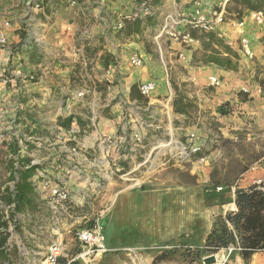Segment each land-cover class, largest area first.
I'll return each mask as SVG.
<instances>
[{
	"label": "built area",
	"instance_id": "obj_1",
	"mask_svg": "<svg viewBox=\"0 0 264 264\" xmlns=\"http://www.w3.org/2000/svg\"><path fill=\"white\" fill-rule=\"evenodd\" d=\"M60 2L67 3L62 10L55 9V0H24V7L19 12L20 17L15 20L11 16L4 18L0 27V49L7 55L0 61V165L3 170L1 173L4 174L0 176V180L3 179L0 191L3 192L6 187L15 189L16 180L12 177L14 168H6L10 161L17 168L22 166V159L30 160L25 168L39 166L32 182L41 210L35 213L30 210L16 213L15 203L4 205L0 200L3 220L7 222V228H0V234L7 236L6 243L0 250L5 246H15V264H90L98 255L102 256L111 251L106 244L104 226L100 224V218L107 210L103 208L98 211L96 208V201L100 199L101 202L104 197L106 187L103 184L134 179L131 177L147 163L150 162V168L154 165L158 154L152 160L155 151L165 150L164 154L169 155L171 159L184 162L189 161L191 156L200 152L206 144V139L200 138L196 130L187 134L185 141L174 135L180 144L178 148H175L173 143L161 147L162 144L171 142L172 135L168 130L166 135L169 139L157 138L158 130L155 129L161 126L154 123L160 121L154 119L157 118L155 110L161 107L158 110L164 113L171 127L175 112L171 89L167 90L165 98L153 99V94L158 89L156 78H140L137 85L143 99L132 100L131 107L124 109L123 105L127 102L122 96H118L120 92L115 90V83L124 80L122 71L126 68L141 70L146 65L144 53L131 51L126 55L114 53L113 63L107 68L102 63L104 75H95L90 84H83L81 88L62 89L56 97L55 101L59 103L60 109L57 115L67 117L71 114H81L72 111L77 104H81L88 109V118L91 120L88 127H93L94 130L87 135L88 130H77L79 126L76 121L70 130L62 127L61 130H48L53 136L52 139L39 144L38 155L32 152L28 140L22 138L16 130V122L21 118L20 95L29 85L47 78L57 64L55 60L61 61L60 50L52 46L48 48L47 36L50 30L55 28L62 14L76 8L80 0ZM227 2L228 0H220L217 9L207 11L204 0H192L189 4L175 8L173 13L164 15L163 21L155 29L154 44L166 68L169 63L166 61L168 51L164 43L170 40L180 45L194 46L200 40L191 36L192 29L217 32L226 44L239 49L246 58H255L251 40L246 34V19L242 16L225 20ZM47 8H51L50 13ZM157 11L152 0H137L130 9L126 7L118 12L115 19L108 22L102 18V38L105 39V45L89 61H100L105 51L111 52V48L119 43L118 34L128 22L146 20L156 15ZM250 18L256 24L263 25L264 9L251 11ZM31 20L37 24L33 26ZM16 25V30L23 31L24 36L20 46H12L9 39V33ZM223 25L229 26L232 35L221 30ZM66 29L70 31L71 25L66 26ZM90 41L94 45L98 44V40ZM78 50L85 54L84 42ZM73 52L75 53V50ZM31 55L42 62L33 70L29 68ZM179 57L182 61L186 59L183 52H180ZM52 58L54 62H50ZM94 69L96 68H92L93 72ZM115 72L119 74L114 76ZM86 74L91 78L89 73ZM193 83L196 85V80ZM208 85L220 88L228 86V83L225 78L214 73L208 77ZM98 86H102L103 90H99ZM253 87L251 83L244 84L240 87V92L247 94L251 99L254 93L262 92L260 86L256 89ZM114 101L118 104L116 112L120 111L121 114L120 129L102 130L96 124V119L100 117L98 104L104 103L103 109L110 108L115 113V106L111 105ZM127 117L131 118L129 121L134 123V127H127ZM81 134H84V137L81 138ZM15 146L18 148L17 152L14 150ZM174 150H177V156ZM127 166L130 168L128 171ZM262 182L264 180L259 179L254 183ZM18 227L22 229V236L17 233ZM31 228L36 229V233H32ZM47 230L54 233V238L50 241L41 238ZM70 234L72 237L67 240L65 236ZM72 243L79 250L71 253L69 245Z\"/></svg>",
	"mask_w": 264,
	"mask_h": 264
},
{
	"label": "rangeland",
	"instance_id": "obj_2",
	"mask_svg": "<svg viewBox=\"0 0 264 264\" xmlns=\"http://www.w3.org/2000/svg\"><path fill=\"white\" fill-rule=\"evenodd\" d=\"M23 1L20 2V10L24 7ZM94 1L97 0H92V2ZM112 1L115 2V0ZM136 1L133 0L116 11L106 13L104 8L98 7L97 3L91 2L93 4L91 6L90 3L80 0L76 8L64 12L62 18L57 20L56 30L49 32L50 38L47 36L48 48L52 46L54 49H59L61 61L55 60L57 64L47 78L45 77L43 81L39 79L35 84L29 85L24 92H21L19 112L21 118L16 122L17 132L21 134L22 138L28 140L30 150L36 152V155H38L39 144L47 142L53 137L48 130H61L58 122L60 115H57L60 112L59 103L55 101L58 93L68 87L81 88L83 84H90L95 75L99 77L104 75L101 60H95L92 63L85 58V54L78 50L82 42L86 39L98 41L104 39L102 38L104 32L102 18L109 22L115 19L121 10L126 7L130 9ZM191 1L176 0L175 8L189 4ZM219 2L220 0H213V9L218 8ZM162 3L165 6L161 4L162 7L154 15V18H158L159 23L163 21L166 13L173 10L168 0H162ZM227 8L228 2L225 14ZM16 15L18 16V14ZM60 20L61 23H59ZM30 23L33 26L37 24L33 20ZM68 25L72 27L70 31L66 29ZM95 25L99 28L96 32L92 29ZM61 28H65L66 32L73 33L75 53L70 48H65L64 43L60 42L58 46L52 45L56 41L55 39L59 41L64 37L65 33ZM154 34L155 32L153 33L151 30L144 37L140 39L131 37L127 42L123 40L124 34L123 36L118 34L123 44L117 48L118 55H126L131 51L142 53V51H146L145 49H148L152 54L143 69L126 68L122 71L124 80L115 83V90L120 92L118 96H122L127 102L123 105L125 110L131 107L130 102L133 100L130 96L131 85L137 83L140 78H156L158 80V89L154 92L153 99L165 98L168 94L167 90L171 89L174 100L176 87L187 97L188 92L192 93L196 89L190 88L189 82L193 87L199 86L198 77L208 71L200 69L206 65L197 64L194 57L192 59L185 55L184 50L188 55L189 51H193L198 60L202 52L196 51L193 46H179L178 43L170 40H166L164 43L168 51L166 61L169 63L166 68L158 56L154 44ZM14 35L16 39H10V44L20 46L24 39L23 33ZM180 47L182 49L178 51ZM180 52L186 56L184 61L179 57ZM6 56V53L0 49L1 62ZM31 58L29 68L33 70L42 62L36 60V56L33 58L31 55ZM243 59L242 64L244 63V65L242 69H239L240 71H233L227 76L221 75L227 80L228 86L216 88L208 85L203 89L213 100V104H215V97H219V92L228 89L227 99L219 104L222 115H224L223 118L219 120L220 117L218 118L213 113V107H203L199 112L198 97L192 93L194 98L191 99L195 108L186 117L174 113L173 129L169 128L171 126L164 113L157 115L160 119L159 122H154L155 125L161 126L155 129L158 130L156 131L158 139H169L166 133L170 130L172 137L175 135L185 141L187 134L197 130L200 138L206 139L205 146L198 152L204 154L202 159L198 158L196 155L198 153H196L191 156L189 161L178 162L176 159H171L169 155H165V150H158L153 153L152 160L158 153L154 165L150 168V162L147 163L134 176L131 175L133 176L131 178L134 179L103 184L106 187L103 192L104 197L101 202L100 199L96 201V208L98 211L103 208L107 210L100 218V224L104 226L106 244L111 251L100 258L97 257L90 264H153L154 258L163 251H168L170 258L157 264H249L250 261H243L232 250H223L215 254L214 262L206 261L210 255H202L200 259L193 260L189 253H186L188 248L193 250L204 244V240L219 214H224L234 208L232 200L236 187H247L256 180H264V118H258L257 115L253 117L252 114V117H247V111L240 109L241 104L235 101L236 98L243 101L240 87L247 83H251L254 86L253 89L258 86L262 89V92L254 93L253 98L247 101H252L258 96L264 97V88L259 82L262 76L259 74L258 67L249 64L245 57ZM53 60L54 58L50 59V62H54ZM250 62H252L251 59ZM93 67L96 68L94 72ZM86 73H89L91 78ZM69 74L70 76H68ZM118 74L115 72L114 76ZM194 80L197 82L196 85L193 83ZM207 82L208 80L206 84ZM231 94H234V100L229 98ZM261 102L263 106L264 100ZM103 104L102 102L98 104L100 117L96 119V124L102 130L120 129L119 115L121 114L120 111L116 112L118 111L116 101L111 104L115 106V113L110 108L103 109ZM84 107L77 104L74 107L75 110L72 111L81 112V115L84 119H88L90 124L91 120L86 115L88 109ZM160 108H157L158 112ZM129 120L131 118L127 117V127H134V123ZM5 122L2 123L5 124ZM84 130H88V135L94 128L87 125ZM153 134L156 133L153 132ZM77 137L80 136L77 135ZM82 137L84 134H81ZM174 154L177 156V150H174ZM126 170H130V168L127 166ZM218 187L222 189L219 190ZM35 231L36 229L31 228L32 233H36ZM17 233L22 236V229L18 227ZM9 235L10 233L8 237ZM65 237L70 240L72 236L70 234ZM41 238L50 241L54 238V233L52 230H47L44 235H41ZM69 250L72 253L79 249L72 243L69 245ZM15 251L16 247L10 245L0 250V256L4 255L1 256V264H15L17 257Z\"/></svg>",
	"mask_w": 264,
	"mask_h": 264
},
{
	"label": "trees",
	"instance_id": "obj_3",
	"mask_svg": "<svg viewBox=\"0 0 264 264\" xmlns=\"http://www.w3.org/2000/svg\"><path fill=\"white\" fill-rule=\"evenodd\" d=\"M159 2V1H158ZM61 3V2H60ZM67 6V3H61L62 9ZM51 8H47V12L50 13ZM246 9L251 11H260L264 9V0H229L227 13L225 14V20L238 19L243 16ZM152 17L146 20H135L128 22L124 28L123 34L130 36L134 33H142L143 25L151 22ZM120 32V34L122 33ZM198 29L191 30V36L201 41L203 53L200 59H196L195 62H200L204 65L215 64L225 70H238L240 55L233 47L225 43V41L219 37L217 32H205ZM101 42V43H100ZM105 39H100L97 45H94L90 40H85V58L91 60L96 53H98L103 45ZM101 62L107 68L111 63L115 61V56L110 51H105L101 56ZM258 75V73H257ZM260 84L264 88V77L259 80ZM99 90H103L102 86H98ZM176 89V96L173 100V109L176 114L188 116L195 108L192 100L187 98L184 93L180 91L178 87ZM243 94V93H242ZM130 96L134 99H143L138 90L137 83L132 84L130 88ZM243 101L249 100L247 94H243ZM86 115H90L89 111H86ZM76 121L79 126V130H84L89 124L88 119H84L81 114H71L67 117H60L58 119L59 125L65 130L72 129L73 122ZM18 151L17 146L14 149ZM198 158H203L204 154H196ZM22 166L17 168L10 161L7 169H13V179L16 180L15 189L6 187L3 192L0 191V200L4 205H10L15 203V212H22L30 210L31 212H37L41 210L38 202V196L32 182L33 175L39 166H32L25 168L29 159H22ZM0 165V176L1 173ZM3 180V179H1ZM0 180V184L3 181ZM0 203V228H7V222L3 220L2 207ZM232 203H235V209L228 210L224 214H219L208 232L204 244L197 246L195 249H187L189 255L193 260L200 259L202 255L217 254L223 250H232L236 252L243 261H250L257 253L264 252V182L253 183L247 187H236L234 191V197ZM7 240L6 235L0 234V248H2ZM4 256V255H1ZM0 256V264H1ZM170 258L168 251H163L158 254L153 264H157L161 261Z\"/></svg>",
	"mask_w": 264,
	"mask_h": 264
},
{
	"label": "crops",
	"instance_id": "obj_4",
	"mask_svg": "<svg viewBox=\"0 0 264 264\" xmlns=\"http://www.w3.org/2000/svg\"><path fill=\"white\" fill-rule=\"evenodd\" d=\"M133 0H118V1H112V0H97L92 2V0H84L85 3H90L91 6H93L92 3H97L98 7H102L104 8L105 12H110V11H116L118 8H120L121 6L131 2ZM159 1V2H158ZM20 2L21 0H0V27H2V21L4 18H9L10 16L15 19H17L18 17H20ZM153 5L157 8V10H160V7L165 6V4L162 3V0H152ZM55 9L59 8V6H61L60 0H55ZM161 4H163L161 6ZM106 7V9H105ZM54 8V7H53ZM60 10H62V7L59 8ZM88 9V8H87ZM213 9V0H205V10L210 11ZM51 10V9H50ZM157 11V12H158ZM250 9H246L243 13V17L246 19V23H247V27H246V34L247 36L250 38L251 40V45L254 49L255 52V58L252 60V62H250V59L246 58L237 48H234L235 50H237V52L240 55V60H239V67L238 70L241 68H243L244 63L242 64V59L245 57V60L247 59V62L249 64L255 65L256 68H259V74L264 77V24L263 25H258L255 22H253L250 18ZM18 14V16L16 15ZM64 14V13H63ZM62 14V15H63ZM152 18L150 19L151 22L148 24L143 25V31L142 33H134L130 36H123V32L120 34V36H123V40H127L130 39L131 37H135V38H142L145 36V34H147L148 32H150L151 30L153 31V33L155 32V29L158 28V26L160 25V23L158 22V18H154V16H151ZM62 18V17H61ZM157 21V22H156ZM59 23H61V20L59 21ZM63 24V23H62ZM64 26V25H63ZM17 25L14 26V28L11 30V32L9 33V39H16V37H14L15 33H22L21 32H16L18 30H16ZM57 28V27H56ZM56 28H53V30L51 29L50 31H55ZM93 31H98L99 28L97 27V25H95L93 28ZM98 29V30H97ZM61 30L65 33L64 37L61 40H57L54 41V43L52 44L53 46H58L59 43L61 42L62 44H65V48L67 49H71V51L73 52V46H74V39L72 38L73 33L70 32H66L65 28H61ZM221 30L224 32H228L229 34H231L232 30L229 28V26L227 25H223L221 27ZM59 33V32H58ZM57 35V34H56ZM232 35V34H231ZM49 36V33H48ZM50 38V36H49ZM119 44L117 43L116 45H114L111 48V52L114 54H117V48L118 46H121V39L119 37L118 39ZM123 45V44H122ZM124 45H126V43H124ZM179 46H181L180 44H178ZM194 49L199 52L203 53V49H202V43L201 41H199L198 43H196L194 46ZM181 47L178 48V51H181ZM146 51H142V53L145 54L146 56V63L148 60L151 59V52L148 49H145ZM71 51H69V53H72ZM185 55H187V57L192 58L194 57V53L193 51H189V55L186 54L185 50H184ZM201 53V54H202ZM244 60V59H243ZM197 64H202L200 62H196ZM198 67V66H196ZM200 69H207L208 71H206L204 74H202L201 76H197L199 78V83L198 85L201 86H196L193 87L191 82H189V86L190 88H196L192 93L196 94V96L198 97L199 103H198V107H199V112L200 110L202 111V108H207V107H213L214 109V114L217 115V117L219 118V120L221 118L224 117V115H222L221 109L219 107V104L223 102V100L227 99V90H222L221 92H219V97H215L216 100H214L215 104H213V100H211L209 98V96L207 95V92L204 89V87H208V82L206 84V81L208 80V77L210 76V74H217L219 76L223 75V76H227L230 75V73H233V70H225L223 68L218 67L215 64H209L206 65V67H200ZM237 71V70H236ZM240 71V70H239ZM238 72V71H237ZM190 81V78H189ZM132 86V85H131ZM214 90V89H213ZM219 90V89H217ZM192 93H187V97L192 100L191 98H194V96L192 95ZM233 96V97H232ZM229 98H233L234 100V94H231V96H229ZM264 100L263 96H258L256 97L254 100L252 101H242L238 98L235 99V101L239 104H241V106L239 107L240 109H245L247 111V117H250L251 114L253 115V117H255V115L259 117L264 118V105H261V101ZM216 105V106H215ZM157 115L160 114V112H158L157 110H155ZM146 115V114H145ZM186 117L185 115H181ZM252 117V116H251ZM154 119H158L160 120L158 117L154 118ZM172 128V127H169ZM173 129V128H172ZM111 220V219H110ZM100 258V256H99ZM251 262V263H250ZM249 264H264V252L262 253H257L253 256V258L250 260Z\"/></svg>",
	"mask_w": 264,
	"mask_h": 264
},
{
	"label": "bare ground",
	"instance_id": "obj_5",
	"mask_svg": "<svg viewBox=\"0 0 264 264\" xmlns=\"http://www.w3.org/2000/svg\"><path fill=\"white\" fill-rule=\"evenodd\" d=\"M168 3H170L169 5L171 6V8L173 9L171 11V13H173L175 11V7H176V0H168ZM172 15V14H170ZM173 143L175 146V148H178L180 146V144L177 142L176 138L175 137H172V140L170 143H168L167 145L166 144H162L161 147H167V146H170V144ZM111 181V180H110ZM101 257V255H98V257Z\"/></svg>",
	"mask_w": 264,
	"mask_h": 264
},
{
	"label": "water",
	"instance_id": "obj_6",
	"mask_svg": "<svg viewBox=\"0 0 264 264\" xmlns=\"http://www.w3.org/2000/svg\"><path fill=\"white\" fill-rule=\"evenodd\" d=\"M233 204H234V206L236 207L235 203H233ZM232 209H235V208H232ZM215 259H216V255L213 254V255H210L209 257H207V258H206V261H207V262H214Z\"/></svg>",
	"mask_w": 264,
	"mask_h": 264
}]
</instances>
